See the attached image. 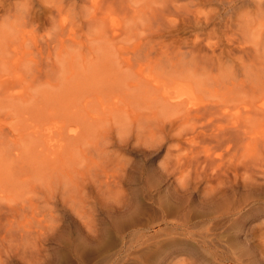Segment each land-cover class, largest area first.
Returning a JSON list of instances; mask_svg holds the SVG:
<instances>
[{
	"label": "rangeland",
	"instance_id": "obj_1",
	"mask_svg": "<svg viewBox=\"0 0 264 264\" xmlns=\"http://www.w3.org/2000/svg\"><path fill=\"white\" fill-rule=\"evenodd\" d=\"M95 1L0 0V264H264V0Z\"/></svg>",
	"mask_w": 264,
	"mask_h": 264
},
{
	"label": "bare ground",
	"instance_id": "obj_2",
	"mask_svg": "<svg viewBox=\"0 0 264 264\" xmlns=\"http://www.w3.org/2000/svg\"><path fill=\"white\" fill-rule=\"evenodd\" d=\"M94 1H95V0H94ZM99 1H100V0H99ZM69 2H70V1H69ZM95 2H97V1H95ZM107 2H108V1H107ZM110 2H111V1H109V3H110ZM118 2H119V0H118ZM121 2H122V1H121ZM129 2H130V1H129ZM104 3H105V2H104ZM116 3H117V2H116ZM130 3H131V2H130ZM91 4H93V3H91ZM96 4H97V3H96ZM105 4H106V3H105ZM105 4H104V5H105ZM107 4H108V3H107ZM111 4H114V3H110V5H111ZM125 4H126V3H125ZM132 4H133V3H132ZM75 5H76V4H75ZM133 5H134V4H133ZM92 6H93V5H92ZM95 6H98V5H95ZM95 6H94V7H95ZM102 6H103V4H102ZM105 6H106V5H105ZM107 6H109V4H108ZM135 6H136V5H135ZM112 7H113V6H112ZM118 7H120V6H118ZM123 7H125V6H123ZM95 8H96V7H95ZM95 8H93V9H95ZM102 8H103V7H102ZM105 8H106V7H105ZM114 8H117V7L114 6ZM121 8H122V7H121ZM106 9H107V8H106ZM134 9H135V8H134ZM108 10H110V9H108ZM97 11H98V10H97ZM128 11H129V10H128ZM131 11H132V10H131ZM139 11H141V10H139ZM121 12H122V11H121ZM123 12H124V10H123ZM137 12H138V11H137ZM95 13H96V12H95ZM97 13H98V12H97ZM105 13H106V12H105ZM124 14H125V13H124ZM126 14H127V12H126ZM126 14H125V15H126ZM135 15H137V14H135ZM135 15H134V16H135ZM126 16L128 17V15H126ZM134 16H133V19H134V18L136 19V17H134ZM129 17H130V16H129ZM101 18H102V17H101ZM101 18H99V19L101 20ZM104 18H105V17H104ZM131 18H132V16H131ZM133 19H132V21H133ZM104 21H105V19L103 20V22H104ZM114 21H115V20H113V22H114ZM114 29H116V28H114ZM120 29H121V28H120ZM117 31H118V29H117ZM122 31H123V30H122ZM122 31H121V32H122ZM115 32H116V31H115ZM115 32H114V34H115ZM119 34H121V33H119ZM116 35H117V34H116ZM196 74H197V73H195V75H196ZM189 75H190V73H189ZM187 76H188V74H187ZM192 76H193V75H191V77H192ZM182 77H183V76H182ZM191 77H190V78H191ZM192 78L195 79V77H192ZM189 80H190V79H189ZM192 80H193V79H191V81H192ZM200 82L202 83L201 80H200ZM158 83H160V82H158ZM159 86H160V85H159ZM192 86H193V82H192ZM192 86H191V84H190V86H189L190 89L192 88ZM231 86H232V85H231ZM231 86H230L229 88L231 89V91H233L234 89H233V87L231 88ZM229 88H228V89H229ZM155 89L158 90V87L155 88ZM167 89H168V88H167ZM167 89H166V91H165L164 93L161 92V97L163 96L162 94L165 95V98H163L164 101H162V104H163L164 106H167V108H168V107L170 108V104H171V102H172L173 104H176V106H178V109H179V108H180L179 105H182L183 103H185V104H183V108L185 109V107L187 106V105H186V100H185L186 97H185V99H184V100H185V102H184V101H182L183 98H182V100H181V99L178 98L177 95L172 96V94H171L172 92H167ZM177 89H178V88H177ZM193 89H194V87H193ZM193 89H192V92H193ZM206 89H207V88H204V90H206ZM199 90H200V89H199ZM168 91H170V90H168ZM178 91H179V90H178ZM197 91H198V89H197ZM159 92H160V87H159V90H158V92H157V93H158L157 96L160 97ZM192 92H191V94H192ZM169 93H170V95H169ZM155 94H156V93H155ZM193 94H194V93H193ZM193 94H192V95H193ZM229 94H230V93H229ZM189 95H190V91H189ZM231 95H232V93H231ZM179 96H182V94L180 93ZM226 96H227V95H225V97H226ZM166 98H167V101H168L169 103L166 101ZM226 98H227V97H226ZM228 98H229V96H228ZM159 99H160V98H159ZM169 99H170V101H169ZM187 100H188V99H187ZM232 100H233V99H232ZM242 100H243V99H242ZM245 100H246V99H245ZM165 101L167 102V104L165 103ZM229 101H230V100H229ZM214 103H215V102H214ZM214 103H213V104H214ZM246 103H247V102H246ZM246 103H245V104H246ZM162 104L160 103V105H162ZM192 104H193V103H192ZM216 104H217V103H216ZM184 105H185V106H184ZM193 105H194V104H193ZM193 105H192V106H193ZM201 105H205V104H199V105L197 104V106H200V107H201ZM219 105H220V104H218V106H217V105H215V106L219 107ZM192 106H191V107H192ZM213 106H214V105H213ZM215 106H214V107H215ZM221 106H222V104H221ZM189 107H190V106H189ZM191 107H190V108L187 107V110L189 109V115H190L191 112H192V111H190V109H193V108H191ZM193 107H194V106H193ZM202 107H203V106H202ZM202 107H201V108H202ZM226 107H227V106H226ZM174 108H175V107H174ZM174 108L172 107L171 110L174 109ZM183 108H180V110H181V114H184V112L182 113V109H183ZM201 108H200V109H201ZM164 109H165V108H164ZM178 109H175V110H178ZM203 109H204V107H203ZM201 110H202V109H201ZM178 111H179V110H178ZM249 111H250V110H248V112H249ZM196 112H200V111H199V110H196ZM201 112H203V111H201ZM261 112H262V111H261ZM173 113H174V112H173ZM177 113H179V112H177ZM186 113H188V112L186 111ZM212 113H213V112H212ZM221 113L223 114V112H221ZM251 113H252V112H251ZM192 114H193V113H192ZM192 114H191V116H192ZM200 114H201V113H199L198 116H199ZM202 114H205V115H206V113H202ZM213 114H214V113H213ZM213 114H212V115H213ZM216 114H217V113H215V115H216ZM218 114H219V112H218ZM247 114H250V113H247ZM189 115H185V116H189ZM195 115H196V114H195ZM208 115H209V112H208ZM212 115H211V116H212ZM215 115H214V116H215ZM243 115H244V114H243ZM245 115H246V114H245ZM250 115H251V114H250ZM182 116H183V115H182ZM246 117L249 118V116H246ZM181 118H183V117H181ZM250 118H251V117H250ZM252 118H253V117H252ZM246 119H247V118H246ZM206 120H207V119H206ZM213 120H214V119H213ZM217 120H218V119H217ZM217 120H216V121H217ZM191 121H192V120H191ZM202 121H204V120H202ZM246 121H247V120H246ZM246 121H245V122H246ZM213 122H214V121H213ZM217 122H218V121H217ZM222 122H223V121H222ZM225 122H226V121H225ZM232 122H233V121H232ZM242 122H243V121H242ZM245 122H244V123H245ZM236 123H238V122H236ZM244 123H243V124H244ZM200 124H201V121H200ZM207 124H208V123H207ZM224 124H225V123H224ZM245 124H247V123H245ZM213 125H214V124H213ZM228 125H229V124H228ZM214 126H215V125H214ZM221 126H222V124H221ZM234 126H235V123H234ZM234 126L232 125V127H231V126H230V127L233 128ZM244 126H245V125H244ZM228 127H229V126H228ZM230 127H229V128H230ZM237 127H238V125H237ZM239 128H240V127H239ZM246 128H247V127H246ZM225 131H226V130H225ZM242 131H243V130H242ZM245 131H247V130H245ZM220 132H221V131H220ZM227 132L230 133V132L227 130V131H226V134H228ZM247 132H248V131H247ZM200 134H201V133H200ZM226 134H225V135H226ZM236 134H237V133H236ZM244 134H245V133H244ZM203 135H204V134H203ZM220 135H222V132H221ZM220 135H217V136L219 137ZM229 135H230V134H229ZM232 135L234 136V134H232ZM212 138H213V137H212ZM208 158H209V157H208ZM210 158H211V157H210ZM211 186H212V185H211ZM212 189H213V188H212Z\"/></svg>",
	"mask_w": 264,
	"mask_h": 264
}]
</instances>
